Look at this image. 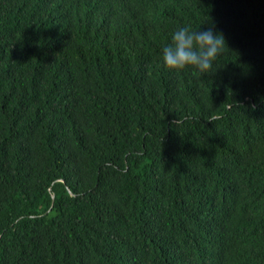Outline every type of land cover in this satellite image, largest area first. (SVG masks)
Here are the masks:
<instances>
[{
    "label": "trees",
    "instance_id": "16d2710c",
    "mask_svg": "<svg viewBox=\"0 0 264 264\" xmlns=\"http://www.w3.org/2000/svg\"><path fill=\"white\" fill-rule=\"evenodd\" d=\"M0 264H264V0H0Z\"/></svg>",
    "mask_w": 264,
    "mask_h": 264
},
{
    "label": "clouds",
    "instance_id": "9594fccd",
    "mask_svg": "<svg viewBox=\"0 0 264 264\" xmlns=\"http://www.w3.org/2000/svg\"><path fill=\"white\" fill-rule=\"evenodd\" d=\"M200 27L194 30L184 25L171 32L170 42L163 46L160 55L166 69L181 71L190 67L201 74L210 72L226 41L213 26L204 30Z\"/></svg>",
    "mask_w": 264,
    "mask_h": 264
}]
</instances>
